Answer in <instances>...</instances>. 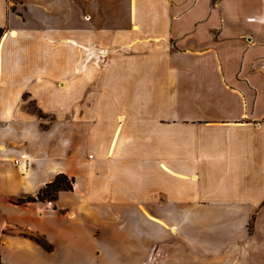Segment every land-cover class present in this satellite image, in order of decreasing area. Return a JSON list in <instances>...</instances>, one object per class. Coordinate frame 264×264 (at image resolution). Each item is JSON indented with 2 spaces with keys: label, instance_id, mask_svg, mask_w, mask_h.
Segmentation results:
<instances>
[{
  "label": "crops",
  "instance_id": "crops-1",
  "mask_svg": "<svg viewBox=\"0 0 264 264\" xmlns=\"http://www.w3.org/2000/svg\"><path fill=\"white\" fill-rule=\"evenodd\" d=\"M84 3L0 0V263L264 264V0Z\"/></svg>",
  "mask_w": 264,
  "mask_h": 264
},
{
  "label": "rangeland",
  "instance_id": "rangeland-1",
  "mask_svg": "<svg viewBox=\"0 0 264 264\" xmlns=\"http://www.w3.org/2000/svg\"><path fill=\"white\" fill-rule=\"evenodd\" d=\"M60 2H63V5H64V3L67 4L66 6L69 9L68 14L71 15L70 19H74V17H73L74 12L76 14H79V12L82 11V8H81L82 4H85L84 0H8V6H9L8 10L12 14L18 15L21 20L24 19L23 21L26 23L25 24L26 27H28V36H27V38L24 39V44H26L27 46L32 47V48L47 45L44 43V41L41 38H37V37H41V36H39L40 33L38 35L36 31L37 30L38 31L44 30L45 27H47L46 23L41 22L42 21L41 18H43V19L47 18V14L50 13L49 10L46 9V7L50 6V5L52 6L53 4L58 5V4H60ZM43 6H44V9H43ZM61 8H62V6H61ZM83 13H84V15L88 14V12H83ZM36 21L38 23H33ZM49 22H51V21H49ZM38 25H40V26H38ZM2 30L4 32V29H2ZM32 30L35 31V32H33L34 34H32ZM135 30L137 32V28ZM135 39H136V41H134V43H136V46H139V45H137V43L139 42L138 39H140V36L137 34ZM123 41H125V40H123ZM53 45L58 46L57 43H54ZM130 45L132 46L133 42L130 43ZM86 46H88L89 48H92V47L96 48V50H94V52L95 53L97 52V54L100 56V61H102L103 63H106L107 61L110 60V58H111L110 55L107 56V55L103 54V50L105 49V47L98 45L94 38H92L91 40H88L86 42ZM90 56L91 57L87 60V62L89 64L95 62V54L90 55ZM84 57H86V56L84 55ZM121 57L122 56H119V58H121ZM97 58H99V57H97ZM124 61L125 60H123L122 62H124ZM122 62H120V63H122ZM92 84L94 86L93 81H92ZM92 84L86 87V93L87 94L96 93V91L100 87V86L92 87ZM96 88H97V90L93 91ZM51 105H53V104H51ZM124 105H126V104H124ZM23 106L30 111H34V113L36 115H39L40 117L44 116L43 112L39 109V107L37 106L36 103L26 102ZM54 110H57V109L54 108Z\"/></svg>",
  "mask_w": 264,
  "mask_h": 264
},
{
  "label": "trees",
  "instance_id": "trees-1",
  "mask_svg": "<svg viewBox=\"0 0 264 264\" xmlns=\"http://www.w3.org/2000/svg\"><path fill=\"white\" fill-rule=\"evenodd\" d=\"M2 33L3 30L0 28V37ZM72 181V178L60 174L56 176L52 182L41 188L35 196H27L24 199L19 200V202L53 201L59 191L72 189ZM31 238L45 250H50V246L47 245L42 238L37 236Z\"/></svg>",
  "mask_w": 264,
  "mask_h": 264
},
{
  "label": "built area",
  "instance_id": "built-area-1",
  "mask_svg": "<svg viewBox=\"0 0 264 264\" xmlns=\"http://www.w3.org/2000/svg\"><path fill=\"white\" fill-rule=\"evenodd\" d=\"M89 158H92V155H89ZM12 164L20 173H25L29 167V157L26 153H20L12 159Z\"/></svg>",
  "mask_w": 264,
  "mask_h": 264
},
{
  "label": "bare ground",
  "instance_id": "bare-ground-1",
  "mask_svg": "<svg viewBox=\"0 0 264 264\" xmlns=\"http://www.w3.org/2000/svg\"><path fill=\"white\" fill-rule=\"evenodd\" d=\"M122 119V118H121ZM123 122V121H122Z\"/></svg>",
  "mask_w": 264,
  "mask_h": 264
}]
</instances>
